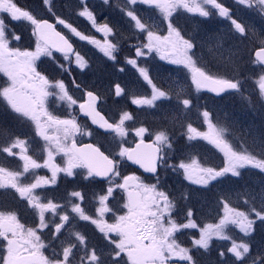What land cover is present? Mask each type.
<instances>
[{
  "label": "snow or ice",
  "instance_id": "1",
  "mask_svg": "<svg viewBox=\"0 0 264 264\" xmlns=\"http://www.w3.org/2000/svg\"><path fill=\"white\" fill-rule=\"evenodd\" d=\"M103 2L107 4L109 0ZM236 2L264 18V0ZM42 4L52 12V0H42ZM138 5L159 10L166 34L153 31L155 23L144 22ZM120 10L133 28V35L125 39L146 34L147 40L146 43L129 45L134 48L135 58L124 60L151 85L150 97L134 98V105L154 107L157 101L171 99L168 92L154 83L149 68L138 65L140 58L155 51L161 55V59L183 65L190 75L189 87L194 86L197 92L207 90L216 96L239 93L249 105L252 104L251 95L255 94L261 106H264V32L257 33L251 25L234 19L232 10L222 0H126L125 7ZM183 13H196L204 18L218 15L228 19L235 33L256 45L250 49L254 52V58L248 62L258 65L259 71L245 74L240 66L243 57L239 49L232 53L235 59L231 67L219 65L213 72L206 66H197L200 58L196 53L195 36H188L177 23V18ZM78 15L91 21L97 32L104 33L103 43L83 35L72 22L54 13V19L50 20L24 8L18 0H0V74L3 76L0 79V104L20 122L31 123L34 135L44 141V151L47 153V159L42 164L30 155H21L14 149L20 148L26 153L27 141L19 137L9 146L0 148V152L20 156L23 161L21 170L0 166V190L14 191L32 213V225L29 226L21 222L23 217L16 211L0 210V264H196L191 254L192 248L182 246L177 237L183 230L197 228L199 238L191 239L193 247L207 250L216 237L230 241L231 247L226 249V253L234 257L233 264H264V247L258 248L254 254L251 240L257 221L264 224V195L259 204L254 197L244 201L246 210L231 206L227 199H220L218 204L223 212H218V222L200 227L194 210L191 207L181 210L176 198L161 185L158 172L161 168L182 172L186 181L205 188L224 178H241L242 170L251 168L259 170L257 175L264 185V156L234 147L224 136L227 129L218 128L213 123L215 114L206 107L200 112V117L208 125V131L201 132L188 123L187 138L189 141L202 139L214 145L223 153L222 166L207 167L196 159H191L190 163H170L175 159L170 155L174 130L166 127L155 132H150L144 126L137 127L134 132L139 142L135 147H125L124 138L128 135L125 123L133 121V115L125 111L119 115L117 122H110L97 109L96 102L100 97L93 91L86 92L87 100L79 104V110L91 119L93 125L112 137L119 151L102 150L103 145L95 144L77 146V134L92 136L93 133L82 132L71 113L70 118L54 114L57 104L63 102L71 109L77 100L69 95L63 79L50 78V70L41 68L37 62L42 63V57L49 59L62 73H69L70 67L65 65H71L74 56L78 68L88 67V62L73 47L72 36L95 44L116 64L120 63L118 56L122 50L119 40L113 43L107 39L112 36L115 40L119 34L108 22L97 23L96 14L88 7L86 0H81ZM13 21L27 23L31 40L29 47L22 49L14 46L23 37L12 26ZM59 26H63V29L58 30ZM57 54H60V59ZM123 70L120 68V71ZM249 81L252 82L251 92L244 95L248 91L246 85ZM75 86L80 87L79 84ZM123 91L119 84L115 86L116 96ZM182 92L183 88L176 93L179 106L185 110L197 106L194 105V98L180 99ZM145 134L152 137L151 143H145ZM61 153L67 157L64 167L54 163L55 156ZM125 160L151 173L154 182L147 183L135 173L122 175L121 162ZM41 168L49 169L51 177L36 176L28 182L29 176L26 174H34L36 169ZM77 169L85 170L86 178L101 177L107 181L103 194L96 198L99 207H94L91 214L82 207L85 194L81 191L70 192L64 204L37 192L46 185L57 184L58 174L72 177L77 174ZM118 192L124 194L120 197L123 203L110 206ZM106 215L111 218V223L105 219ZM79 221L95 225L102 234L103 244H91L83 232L74 230V222ZM229 225L238 228L243 236L234 238L228 235ZM226 253L222 251L219 255L225 257Z\"/></svg>",
  "mask_w": 264,
  "mask_h": 264
},
{
  "label": "rangeland",
  "instance_id": "2",
  "mask_svg": "<svg viewBox=\"0 0 264 264\" xmlns=\"http://www.w3.org/2000/svg\"><path fill=\"white\" fill-rule=\"evenodd\" d=\"M62 2V1H61ZM65 2H70V0H65ZM223 2V1H222ZM64 3V2H63ZM223 3L228 4H234L239 5V14H238V20L242 23H245L246 25H251L257 33L264 32V18H262L256 11L252 12L249 8H247L244 5H240L236 2V0H224ZM110 4V5H109ZM126 4V0H111V2L105 4L103 0H96L92 4H90L88 7L96 14V20L98 24H103L104 22H108L111 27L114 28L115 32H117L119 35L114 40L112 36H108L107 39L112 41L113 43H116L118 39L122 40H146V34L139 36L140 38H133V39H125L126 37L133 35V28L128 23V18L123 15L120 9L124 8ZM35 5H37V10L41 14L43 18H48L46 13H48L47 7L42 4V0H37ZM68 8L72 9L77 17V20H81L86 24L87 29L89 31V37L91 39L99 40L101 43H103L105 36L102 32H97L96 28L92 26L91 21L87 20L85 17H80L78 15V12L81 10V3L77 5H73L70 3H67ZM104 6H109L105 7ZM73 7V8H72ZM138 7V6H137ZM54 10V7H52ZM106 9V10H105ZM139 13L143 16L145 23H155L156 27L153 28V31H158L160 34H166L163 24H161V21L163 17L161 16L158 9L150 8L147 5H144L143 8L138 7ZM175 15V14H174ZM179 18H187L190 22L192 28L191 29H199L200 24H204V26L207 28H202V34L204 36V40H201L202 38H198L196 40L197 43V49L196 53L197 56L200 58V62L197 66H206L210 68V64L208 62V56L206 55V52H204L203 49L209 47L212 45L210 50L212 53L219 59V55H222L219 50V46L222 45L223 47V41L225 40L227 34L230 38V35L239 38L240 40H246L244 38H241L238 33H235L232 29V26L230 24V21L226 18H222L218 15H213L210 18H204L200 17L196 13H183L179 16ZM53 20V19H50ZM14 22V21H13ZM26 25L27 23L24 22ZM138 32V30H136ZM191 31V30H189ZM192 33V32H191ZM193 36V35H191ZM76 39H79L76 37ZM122 40H119L120 42ZM222 40V43H221ZM250 40V39H247ZM77 44V47L79 49V53L81 56L84 57V59L88 62V67L84 69H80L77 67L75 63V57H72L71 65L66 64V67H70L69 73H56L53 75L52 78L56 79H63L65 81V84L68 87L69 95L73 97V99L77 100V104L80 102V100L83 98L84 94L89 89L90 85H95L96 90L99 93L101 97H103V112H107V116L109 117L112 122H117L119 119V115L122 114L125 111H128L131 113L130 108L135 107L133 110L134 114V120L129 122V124L132 123V126L128 128V135L124 138L126 141L124 143L125 147H128L135 139H138V137L135 136L134 129L137 127H147L149 128L150 132L159 131L165 126L157 125L156 122L151 123H144V120L148 119L149 121L152 120H166L169 123L175 122L178 124V129L181 134H184L185 137H187L186 134V128L187 124L191 123L193 127L198 128L201 132H207L208 131V125L204 124L202 122V117H200V112L204 110L206 107L209 111H214L216 113V116H220L222 118V122H220L218 119H214L213 123L217 125L218 128L221 129H227V131H230L231 129L233 131H239L243 130L246 132V134H252L250 131L249 126L244 125V121L242 118L241 113L235 109V106L233 105L234 99H244L239 93L235 96L226 95L224 98H222L219 101L213 100V98L208 99L207 97H204L202 100L201 96L202 93L205 91L202 90L200 92H197L195 90V87H189L190 84V75L188 73V70L183 65H177L170 62V60L161 59V55L155 51H153L150 55L140 58L138 61V65L140 67H147L150 70V75L153 77L154 83L161 88V90L166 91L171 96V99L169 100H162L157 101L156 106L149 107V106H137L132 103V100L134 98L142 97V96H149L151 95V85H148L147 82L143 80V78L139 75V72L136 68H134L131 65H127L123 62L122 68L123 71L119 70V73L116 74L115 70H110V72L107 73V77L101 76L98 73V77L95 74L86 73V70H94L96 64H99L100 62H107L106 60H110L108 57L104 55L102 51L95 45L90 43L89 41L84 40H74ZM240 43H243L242 41H239ZM140 43V42H138ZM248 46H250L248 44ZM205 47V48H204ZM231 46H226V49H230ZM253 48V47H252ZM249 47H246V45L242 44L240 49L243 51H249ZM219 56V57H218ZM119 57V56H118ZM126 58V57H125ZM134 57V49H133V56ZM196 57H194L195 59ZM213 59L212 57H210ZM46 59V58H45ZM42 63H44L49 68L50 67L46 61L41 58ZM48 62L49 59H46ZM214 61V60H213ZM221 61V60H220ZM40 62V61H39ZM51 63V62H50ZM112 64H116L112 60L110 61ZM254 65V64H251ZM76 68L77 76H75L74 71L72 70V67ZM42 67V66H41ZM83 72L80 73V70ZM216 71V70H213ZM258 70H255L254 72H258ZM91 72V71H89ZM249 74V73H247ZM112 80L111 85L109 84V81ZM75 81V83H73ZM119 84L121 89L124 91L120 95L119 98L116 97V94L113 93V85ZM79 84L80 87L77 88L75 85ZM183 88V92L180 95V99H186V98H194V105L197 106H191L189 109L185 110L182 108V106H179L176 101V93L180 91V89ZM246 88L248 91L244 93V95H249L252 88V82L249 81V83L246 85ZM114 95L117 100L120 101H108L109 97H112ZM255 95V94H252ZM252 97V96H251ZM107 99V100H106ZM77 106V105H76ZM75 105L72 106L71 109H68L65 105H63V102L56 105V108L54 110V114L60 116L61 118H70L69 113L72 115V111ZM75 113H73V116H75ZM128 124V125H129ZM29 129L27 133L24 130V133L28 134L27 137L20 138L21 140H26L27 144L25 145L27 147V152H22L20 148L14 149V151L20 153L21 155H30L33 159L37 160L39 163H43L45 159H47V153L44 151V141L36 137L34 135L33 126L30 122H28ZM83 128L82 132H88L91 131L93 134L92 136H88L86 134H77L75 139L81 143L85 141H91L96 142L99 144H102L104 148L110 150V151H119V148L116 146V143L112 140L111 136L103 137L101 134L96 133L93 131L89 125H86V123L81 124ZM182 126V128H181ZM229 127V128H228ZM181 129V130H180ZM231 130V131H232ZM226 131V132H227ZM232 131V132H233ZM245 132H243V135L245 136ZM148 134H145V136ZM149 136V135H148ZM17 138V137H16ZM16 138H14L10 143L3 145L2 147L9 146ZM118 139V138H117ZM186 142L189 145H193L195 141L198 143H204L206 146V151L200 149L199 154L201 157H197V161H199L202 165L207 167H218L222 166V160H223V153H221L214 145L209 144L207 141L202 139H197L193 141H189L188 138H185ZM202 145V144H200ZM174 149V146H173ZM175 151L172 150L170 155H173ZM180 155V154H179ZM189 158H194L195 155L191 153L190 151L187 153ZM203 160V162L201 161ZM204 160L206 163H204ZM67 157H65L62 153L58 154L54 158V163L60 165L61 167H64L66 165ZM181 160H171L170 163H179ZM124 161L121 162V166H123ZM191 159L188 161H185V163H190ZM23 165V161L20 159V156H9L7 153L0 152V166L8 167L11 170H21ZM250 169V168H249ZM77 174L69 177L64 173L58 174L57 177V184L55 185H46L44 189L37 190L38 194L46 195L48 198H55L54 202L64 204L65 201L68 198V194L72 191H77L80 189L76 186H69L71 189H68V192L62 193L59 187L62 186L61 182L59 181L60 178L62 179H73L74 184L77 185V180L80 177H86V172L83 169H77ZM133 174V172H125L122 173V175H129ZM136 174V173H135ZM29 176V181L31 179H34L36 176H43V177H51V171L46 168L36 169L34 174H26ZM142 177L140 174H136ZM143 178V177H142ZM94 179V178H93ZM144 179V178H143ZM66 182V180H64ZM147 183H152L153 181H145ZM166 183V184H165ZM88 184V183H85ZM90 189L94 188V182H89ZM162 184L167 185L168 182L163 181L162 178ZM79 186V185H77ZM107 185L101 186L100 190L95 189V191L91 192L93 199L87 200L85 199V202L82 204V207H85L86 212L91 214L94 207H99V204L97 203L98 196L102 193V190L105 189ZM58 188L56 195H54L49 189ZM261 189L264 191V187L261 186ZM228 195H232L231 192H228ZM61 194V195H60ZM84 194L87 196V192H84ZM1 195H6L3 190H0V197ZM16 195V194H15ZM60 195V196H59ZM124 195L123 193H116V199L112 200L111 205H119L122 204L123 201L120 199V197ZM17 196V195H16ZM234 197V196H233ZM232 197V198H233ZM3 202L0 201V204ZM2 211H7V208L0 209ZM223 212V211H222ZM222 212L220 214H222ZM48 215V214H46ZM219 220V217L217 218V223ZM112 220H110L109 223H111ZM29 226L32 225V217L28 218L26 222ZM85 221H79V225L85 224ZM81 228V227H80ZM78 229V226L74 228L76 231H81L87 236V232ZM228 235L233 236L234 238L239 237V234L243 235L239 231L238 228H236L234 225H229ZM194 232H197L195 234L190 235L189 242L191 243V239L193 237L199 238V228L197 229H191ZM90 233L95 236L94 242L89 240L91 244H103L102 241V234L98 232V230L95 228V225H92ZM183 233H187L186 230L183 231ZM114 235V234H113ZM182 240V239H181ZM212 241L221 242V246L223 245L226 249L228 247H231V243L228 240L218 239L216 237L213 238ZM96 242V243H95ZM183 246V245H182ZM184 247H193L192 244L186 245ZM201 249L202 248H197ZM205 251V249H203ZM230 258H233L232 255L229 253Z\"/></svg>",
  "mask_w": 264,
  "mask_h": 264
},
{
  "label": "trees",
  "instance_id": "3",
  "mask_svg": "<svg viewBox=\"0 0 264 264\" xmlns=\"http://www.w3.org/2000/svg\"><path fill=\"white\" fill-rule=\"evenodd\" d=\"M37 0H18L19 4L23 6L26 9L32 10L37 16L42 17L41 14L37 10V5H35ZM62 1V2H61ZM226 1V0H225ZM64 2V3H63ZM224 2V0H223ZM73 5L80 4V0H70V2H67ZM65 2V0H52V7H54V10L52 8V12L46 13L47 17L49 19L54 18L53 13L56 16H59L61 18H65L69 22H72L75 27L78 28L79 31L83 35H86L89 37V31L87 29L86 24H84L83 21L80 19L77 20V17L72 9L68 8V5ZM88 6L92 3L87 2ZM225 6L235 9L239 8V5L234 4H228L224 3ZM110 5V4H109ZM109 7V6H104ZM73 8V7H72ZM106 10V9H105ZM252 12L254 10L250 9ZM177 23L182 28V30L186 31L188 33V36H195V40H198V38H202L201 40H204V36L202 34V28L205 27L204 24H200L199 29H191L192 26L187 18H177ZM12 26L16 29L17 33L21 34L23 39L21 42H18L14 46L20 47V48H26L31 45L30 37V29L24 22H11ZM61 29H63V26H61ZM191 30V31H189ZM65 33H67V30L64 29ZM192 32V33H191ZM71 38H76L75 36H72ZM186 38H188L186 36ZM86 41V40H84ZM239 41H242L243 43H240ZM138 42L145 43V40H122L121 41V52L119 53L118 59L120 60L119 64H112V66H121L123 64L125 57L126 58H132L133 56V49L132 47H129V45L138 44ZM244 44L246 47L254 48L256 45L251 40H240L239 38H236L232 35H230V38L228 37V34L223 41V47L222 45L219 46L220 50L219 52L222 55H219V59L212 53L209 47L203 49L204 52H206V55L208 56V62L210 64V68L212 70H216L219 65H228L229 67L232 66V61L235 59V57L232 56V53L237 51V49L240 50L242 53L243 60L240 63V66L243 68L245 74L249 73L251 74L255 70L259 69L258 65H251L248 61L250 58H253L252 53L253 51H243L240 49L241 45ZM248 44L250 46H248ZM226 46H231L230 49H226ZM252 48V49H253ZM79 51V49H77ZM212 57L213 59H211ZM57 58L60 59V56L57 55ZM214 60V61H213ZM221 60V61H220ZM42 63H39L41 67ZM50 64L49 68L48 66H45V68L49 69V75L53 77L56 73L60 74L61 71L56 68L50 61L48 62ZM108 62H100L99 64L95 65V75L98 77V73L101 76L107 77L108 70ZM43 68V67H41ZM73 69V68H72ZM80 70V69H79ZM85 71V70H84ZM89 72L88 70L86 73ZM215 72V71H213ZM83 72L80 70L79 74H82ZM75 76H77V73H75ZM0 79H3L2 74H0ZM95 86V85H92ZM96 86L94 87V89ZM205 91V90H204ZM231 96H235L236 94H227ZM226 96V95H225ZM213 98L211 97L206 91L205 93H202V100L204 97H207L208 99L213 98L215 101H219L222 98ZM252 104L249 105V103L245 99H238L235 98L233 105L235 106V109L238 110L243 118L244 125L249 126L250 131L252 134H246L243 130H237V131H227L224 133L225 138L229 140L230 143L234 145L237 149H247L249 152H251L254 155L257 156H264V106H261L260 102L257 100L256 95H251ZM215 119H218L220 122H222V118L220 116H216ZM107 114V112H106ZM156 122L157 125L165 126L168 129L174 130V136H173V146L175 151L172 156L175 157V160H181V161H188L189 159H196L197 157H201L199 154V150L202 149L206 151L205 144L198 143L195 141L193 145H189L184 136V134H181L178 127V124L175 122L169 123L166 120H152L149 121L148 119L144 120V123H151ZM132 126V123L129 124V127ZM182 128V126H181ZM229 128V127H228ZM24 130L28 132L29 125L28 122H20L17 120L16 116L11 114L8 110H6L3 106V104H0V148L2 147V144H8L10 143L14 138L20 137L24 138L27 137L28 134L24 133ZM181 130V129H180ZM243 132H245V136L243 135ZM147 139H152V137L147 136ZM202 144V145H200ZM193 153L195 155L194 158H189L187 153L188 152ZM180 154V155H179ZM171 161V160H170ZM203 162V160H201ZM204 163L206 161L204 160ZM216 167V166H215ZM121 174L125 173L123 171L129 170V172H134L136 174H140L139 171L135 170L131 166L127 167L126 165L121 166ZM259 170L257 169H246L242 170V177L241 178H224L220 182H214L209 187L205 188L199 185H193L190 182L186 181L183 178L182 172L178 173L171 169H159V179L161 182V185L164 187L165 190L169 191L172 196H174L179 204V207L181 210H186L187 207H191L197 218V223L200 227H203L205 224L208 223H214L216 222L217 218L219 217L218 212L221 213L222 206L218 204V200L220 199H227L231 206L233 207H240V210H246L247 205L244 203V201L248 200L251 197L255 198V202L257 204L260 203L262 195H264V191L261 189V186L264 187V185L261 184V181L259 179V176L257 175ZM142 175V174H141ZM144 179L146 181H153L151 177L144 176ZM162 178L163 181L168 182L167 185L162 184ZM89 182H94V188L90 189ZM154 182V181H153ZM71 183V182H69ZM69 183L65 182L64 179H62V186L59 187L62 193L68 192V189H71L69 187ZM88 183V184H85ZM166 184V183H165ZM79 185V186H77ZM77 185L74 184L73 186L79 187L77 191H81L82 193L87 192V196L85 195V199L89 198V194L95 189L100 190L101 186L107 185V181L105 182H98L96 181L95 177L94 179L92 177H80L77 180ZM54 195H56V192L58 188L50 189ZM231 192L232 195H228ZM185 193L187 196L185 197ZM60 194V195H61ZM59 195V196H60ZM6 197L7 195H3ZM234 196V197H233ZM233 197V198H232ZM0 208L4 209L7 208L4 203L0 204ZM81 228H84V226H81ZM254 233L251 236L252 245H253V253L255 254L256 250L260 247H264V224H261L259 221H257L256 225H254ZM91 230V228H90ZM231 232V229H229ZM184 231V230H183ZM187 233H181L178 235L177 239L178 241L183 245H189L191 244L189 242V237L192 234H195L197 232H194L191 229H186ZM232 235V234H231ZM94 236V235H93ZM93 236H87L89 237V240L93 241ZM243 235L239 234V237ZM95 237V236H94ZM182 239V240H181ZM192 248V255L196 261V264H233L234 259L230 258L229 253H226V248L222 245L221 242L212 241L209 248L205 251L203 249H197L195 247ZM225 252L226 256L221 257L219 255L220 252ZM238 264V262H237Z\"/></svg>",
  "mask_w": 264,
  "mask_h": 264
},
{
  "label": "flooded vegetation",
  "instance_id": "4",
  "mask_svg": "<svg viewBox=\"0 0 264 264\" xmlns=\"http://www.w3.org/2000/svg\"><path fill=\"white\" fill-rule=\"evenodd\" d=\"M96 1V0H95ZM109 2H111V0H109ZM138 7H141V8H143L144 7V5H138ZM58 30H61V26H59V28H58ZM17 34H19V33H17ZM141 39H142V37H140ZM139 38V39H140ZM71 40H80V39H76V38H71ZM118 40H122L121 38L120 39H118ZM58 56H60V55H58ZM45 59V58H44ZM109 64H107L108 65V70H109V72H110V70H115L114 72L116 73V74H118L119 73V70H120V68H122L123 66H122V64H121V66L119 67V66H112V64H110V61L111 60H106ZM73 69V71H74V74L76 73V68L73 66L72 67ZM85 71H87L86 69H85ZM88 71H91V72H88V73H92V74H96L95 73V69L94 70H91V69H89ZM111 83H112V80H110L109 81V84L111 85ZM117 84L115 83L114 85H113V93H114V95H115V86H116ZM94 87L95 86H92V85H90L89 86V89L87 90V91H93L94 93H96L97 95H98V97H100V99H99V103H98V109L100 110V111H102L103 112V110H102V107H103V104H104V101H103V97H101L100 95H99V93L97 92V90L96 89H94ZM69 92V91H68ZM85 95V94H84ZM114 95L112 96V97H109L108 98V101H111V102H113V101H120V100H117V98H119L120 96H116L117 98H115L114 97ZM84 99V96H83V98L80 100V102L82 101ZM107 100V99H106ZM79 102V103H80ZM78 103V104H79ZM78 104H76L77 106H78ZM75 105V106H76ZM77 106L76 107H74V109H73V111H72V115H73V113L74 112H76L75 113V118H76V120H77V123L80 125V127L81 128H83L82 127V123L84 122V123H86V125H89V127H91L92 129H93V131L94 132H96V133H99V134H101L103 137H107V136H110V135H108V134H105V133H102V132H100L99 130H97L96 128H94L93 126H91L90 124H89V122H88V119L87 118H85V117H82L81 115H79V113H78V110H77ZM135 109V107H131L130 108V111H131V114L134 116V114H133V110ZM128 112V111H127ZM105 115H106V117L109 119V117L107 116V114L105 113V112H103ZM110 120V119H109ZM111 122H112V120H110ZM129 122H131V121H128V122H126L125 123V127L128 129L129 128ZM78 140V139H77ZM76 140V142H78ZM107 153V152H106ZM123 166L124 165H126L127 167H129L130 165L129 164H127V161L125 160L123 163ZM132 167V166H131ZM133 168V167H132ZM3 192L7 195L6 197H0V201L1 202H3L4 204H5V206H7L8 207V210L7 211H16L17 213H18V215H20L21 217H23L22 218V223H25L26 222V220L28 219V218H31L32 217V213H31V210H27L26 208H25V204H24V202L23 201H21V200H19V198L15 195V193H14V191H12V190H3ZM1 209V208H0ZM89 214V213H88ZM105 219H107L108 220V222H110V220H111V218L108 216V215H106L105 216ZM76 226H78V229L81 227V226H84V229H82V228H80V230H83V231H89L90 230V228L92 227V224H90V222H86L85 224H81V225H79V222H74V228L76 227Z\"/></svg>",
  "mask_w": 264,
  "mask_h": 264
},
{
  "label": "water",
  "instance_id": "5",
  "mask_svg": "<svg viewBox=\"0 0 264 264\" xmlns=\"http://www.w3.org/2000/svg\"><path fill=\"white\" fill-rule=\"evenodd\" d=\"M73 47H74V45H73ZM74 48H75V47H74ZM252 56H253V58H254V52L252 53ZM208 92H209V91H208ZM209 93H210L212 96L216 97V98H217V97H220V96H216L215 94H213V93H211V92H209ZM85 94H86V93H85ZM95 94H96V93H95ZM96 95H97V94H96ZM222 95H224V94H222ZM222 95H221V96H222ZM97 96H98V95H97ZM85 100H87V96H86V95H84V99H83L80 103H83ZM80 103H79V104H80ZM96 103H97V109H98V103H99V100H98ZM78 111H79V115H81L82 117H85V118L88 119V122L90 123L91 126H93V127H95L96 129H98L97 126H95V125L92 124L90 118H88V117L85 116L82 112H80V110H79V105H78ZM99 111H100V110H99ZM101 114L104 115L103 112H101ZM104 116H105V115H104ZM105 118H107V117L105 116ZM98 130H100L101 132L105 133L103 129H98ZM137 142H139V140L135 141V142L132 144L131 147H135V144H136ZM145 143H151V140H146V139H145ZM88 144H94V143H92V142H84V143L77 144V146H78V147H83L84 145H88ZM127 163H129V164H130L131 166H133L134 168L140 170L142 173L152 176L151 173H146V172H144V170H143L142 168H140L139 165L133 164L131 161H127ZM96 178H97L99 181H104L103 178H101V177H96Z\"/></svg>",
  "mask_w": 264,
  "mask_h": 264
}]
</instances>
